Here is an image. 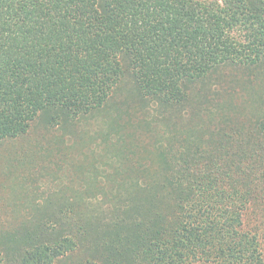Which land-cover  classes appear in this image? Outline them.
Returning a JSON list of instances; mask_svg holds the SVG:
<instances>
[{"label":"trees","instance_id":"trees-1","mask_svg":"<svg viewBox=\"0 0 264 264\" xmlns=\"http://www.w3.org/2000/svg\"><path fill=\"white\" fill-rule=\"evenodd\" d=\"M226 66L263 72L264 0H0V143L37 120L73 144L82 118L107 125L80 190L28 197L1 228L0 264H264L245 225L264 216V118L188 112Z\"/></svg>","mask_w":264,"mask_h":264},{"label":"rangeland","instance_id":"rangeland-1","mask_svg":"<svg viewBox=\"0 0 264 264\" xmlns=\"http://www.w3.org/2000/svg\"><path fill=\"white\" fill-rule=\"evenodd\" d=\"M214 75L205 80V83L197 85L188 112L197 111L196 116L199 115L203 120H207L210 115L213 120H218L217 115L222 110H226L233 118L239 117L240 121L257 115L260 119L264 118V70L259 74L252 72L248 75V71L242 72L236 67L226 66L216 72L217 76ZM120 93L115 96V101L121 108L140 111L139 101L135 102L127 91ZM150 111L151 114L160 115L152 108ZM163 114L168 115L167 112ZM102 119L100 115L95 118H82V124L79 125L80 144H73L69 130L64 132L65 128L50 126L38 120L31 126L27 135L0 143V231L1 228L12 229L18 224V220L22 219L21 216L27 208L26 198L31 199L36 195L42 204L50 197L58 196L61 191L69 188L68 186L72 185L78 190L82 188L81 179L85 175L83 167L91 158L83 143L87 142L91 135L95 136V142L100 146L106 144L104 132L107 125L102 124ZM253 120L257 122L256 118ZM49 149L51 152L48 153ZM98 152L100 153L99 150ZM85 155L88 158H85ZM113 185L114 188H109V193L116 191L115 184ZM118 188L122 193L126 191ZM83 196L87 198V195ZM101 206L105 212H120L121 219L128 220L127 216L121 213L126 208L122 201ZM248 208L251 213L245 217V225L264 232V216L261 211ZM1 240L3 238H0Z\"/></svg>","mask_w":264,"mask_h":264}]
</instances>
